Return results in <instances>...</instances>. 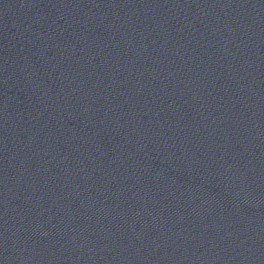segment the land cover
Returning a JSON list of instances; mask_svg holds the SVG:
<instances>
[{
    "label": "water",
    "instance_id": "water-1",
    "mask_svg": "<svg viewBox=\"0 0 264 264\" xmlns=\"http://www.w3.org/2000/svg\"><path fill=\"white\" fill-rule=\"evenodd\" d=\"M0 264H264V0H0Z\"/></svg>",
    "mask_w": 264,
    "mask_h": 264
}]
</instances>
